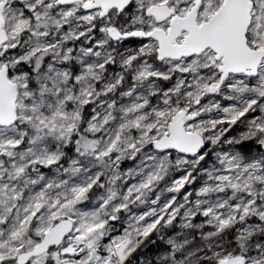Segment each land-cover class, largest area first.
I'll return each mask as SVG.
<instances>
[{"label": "snow or ice", "instance_id": "6c2138e0", "mask_svg": "<svg viewBox=\"0 0 264 264\" xmlns=\"http://www.w3.org/2000/svg\"><path fill=\"white\" fill-rule=\"evenodd\" d=\"M0 264H264V0H0Z\"/></svg>", "mask_w": 264, "mask_h": 264}]
</instances>
